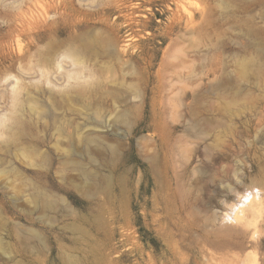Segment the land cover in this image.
<instances>
[{"label": "rangeland", "instance_id": "obj_1", "mask_svg": "<svg viewBox=\"0 0 264 264\" xmlns=\"http://www.w3.org/2000/svg\"><path fill=\"white\" fill-rule=\"evenodd\" d=\"M62 1L59 38L82 47L70 37L86 31L115 54L92 53L102 80L70 101L96 122L66 105L61 134L46 130L49 166L0 155V264H264V12L244 0ZM182 4L191 17L174 20ZM17 6L25 18L64 10L0 0V53L17 50Z\"/></svg>", "mask_w": 264, "mask_h": 264}, {"label": "bare ground", "instance_id": "obj_2", "mask_svg": "<svg viewBox=\"0 0 264 264\" xmlns=\"http://www.w3.org/2000/svg\"><path fill=\"white\" fill-rule=\"evenodd\" d=\"M78 1L80 3H85L87 0H78ZM92 1L94 0H91L90 3ZM59 2L63 4L64 10L50 17L51 11H49L50 9H47V11H45L46 12L45 14H47L45 19H41L39 17H34V16L25 18L24 12L20 9V6L16 7L17 12L14 14V20L16 24L18 25V28H17L18 32H16L17 50L15 52L9 51L6 46H3L1 49V53H0V58L3 57L4 59L12 60V63H10L8 66L3 68L2 71H0V82L2 81L5 82L9 80L10 78H14V80H10L6 85H3L0 87V155L9 154L11 157L20 156L21 158L29 157V156L36 158L39 156V160L41 162L47 161V165H48V162L50 165L52 162L50 160H52L53 157H51V155L49 154L44 153L43 151H40V146L42 144H45L46 140H48V137L45 134L47 133L46 130L50 129V127H56V132H58V134H61L59 127L62 126L61 125L62 111L59 112V109L61 107L63 108V106L69 105L70 106L69 109H73L76 111L78 110L79 113L85 114V118L89 119L90 123L96 122L97 117L92 116L90 114L88 116V113L86 112L87 109H90L93 106H90V104H88L87 107L85 106L86 108L85 110H81L80 109L81 107L78 109L72 107L70 101L78 100L77 97L82 95L83 93L85 95L86 91L88 92L90 90L93 91V88L96 85L98 86V84L102 80V75L100 74V72H98L99 70H95L97 67L94 69L92 66L88 64V61L92 60V53L95 52L96 53L95 55L97 54H103V55L108 54L109 55V53L111 52L114 53V51H112L113 48L111 46L110 47L107 46L108 48L103 47V49L104 48L105 49L102 51H99V50L94 51L95 50L94 45H96L94 43L96 42L98 43L101 40L100 41H98L97 39L93 40L89 32L87 33L86 31L84 33L83 32L78 33L76 34V36L70 37V40L71 38L73 39L75 38L78 41L82 40L81 42H83L84 44V46L82 47H74L72 43H68V41H66L67 39L66 40L60 39L59 38L60 36L66 34L65 26H62L61 24L66 22V18L63 17V15L65 14V9L67 5L64 4L62 0H59ZM242 3L245 4V6H243V9L250 11L251 13L261 14L264 12V0H244L242 1ZM177 6H178L177 9L174 10L175 11L174 14L177 17L176 18L173 17L174 20L183 15H185L187 18L191 17V12L183 4L182 6L181 5H177ZM52 9L53 8H51V10ZM200 11L202 14L203 11L202 10ZM24 38L27 39V42L23 41ZM45 40H48V42L44 45L39 46V42H43ZM71 42H73V40ZM101 43L103 42H100L98 46ZM253 46L254 48L252 50L255 51V53L258 55L259 52H261L262 47L259 49V46L257 44ZM33 48H35V50L29 53L28 51ZM117 52H119V56L117 57L119 58V60H122V58H124V56H126L127 54V50L125 48ZM95 55L93 54V56ZM133 56L138 57L139 54L135 55L134 53ZM96 57L95 58L93 57V58L96 60ZM107 57L109 58V56ZM221 61H222L221 57L216 56L215 58L212 57V60L210 63L211 64L212 63L221 64ZM240 62H244L242 64L245 66V64L250 63L251 60L250 58L248 59L246 57L242 59V61ZM104 70H107V69H104ZM26 77H28L29 79L28 82L25 81ZM51 77H53L55 83L51 81ZM45 85H46V88L44 87ZM32 91H34L35 93L36 92L45 93L46 97L37 98L34 95H32ZM86 95L88 94L86 93ZM198 95L199 94L197 95L194 94L193 96H198ZM92 104H93V101H92ZM85 105H86V102H85ZM134 106L139 107L138 103H135ZM93 111L95 112V110ZM94 112L92 113L94 114ZM99 114L100 112L97 113V116H99ZM32 127H35V128L43 127L44 128L43 135L34 133L33 130L35 128H32ZM164 137L160 136V138L162 139ZM91 141H93L92 138H89L88 142H91ZM70 150L73 152L72 149ZM56 156H57V162L59 164L60 163L59 160L61 156H59L58 153L56 154ZM35 164L39 166L38 163H35ZM47 165H41V167L46 166L48 168L49 165L48 166ZM1 169L5 171L4 169L6 168H0V173L3 172ZM62 170H63L62 167L57 165L54 167L53 172L61 175ZM7 171H11L13 173L16 172L14 166H10V169ZM250 190L251 189H249V191ZM257 191L260 192V190H257ZM243 192H242V196H243ZM255 194H256V191H255ZM235 199H238V198H235ZM240 199L239 201H242V199L241 200ZM254 201L257 203L255 199ZM30 202L34 206L39 205V201H37V199L31 200ZM251 203H254V202H251ZM245 205L246 204H244V206ZM226 207L228 209L229 205L228 206L226 205ZM245 208H248V207H245ZM240 213L242 214V212ZM243 214H244V211H243ZM243 214L241 216H243ZM241 216H239V218ZM245 223H249V222H245ZM243 224L241 223V225Z\"/></svg>", "mask_w": 264, "mask_h": 264}]
</instances>
